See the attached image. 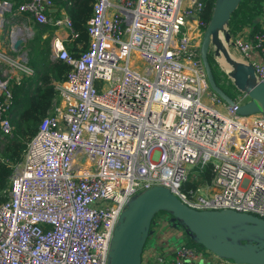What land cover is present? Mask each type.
I'll return each instance as SVG.
<instances>
[{"label": "built area", "instance_id": "2783aa9c", "mask_svg": "<svg viewBox=\"0 0 264 264\" xmlns=\"http://www.w3.org/2000/svg\"><path fill=\"white\" fill-rule=\"evenodd\" d=\"M208 1L93 0L87 42L76 53L65 46L77 33L63 9L48 14L51 0L15 6V15L64 28V38L51 35L49 56L68 69L54 83L57 100L11 165L0 202V264H105L119 212L153 184L195 209L264 217V113L239 114L246 91L229 104L208 85L199 49ZM5 8L0 0V22ZM231 44L254 81L264 82V57L253 56H264V30L250 38L237 32ZM0 55L24 71L3 68L0 75L5 136L13 129L10 80L31 68ZM206 165L208 181L184 186ZM199 256V248L180 241L169 264H198Z\"/></svg>", "mask_w": 264, "mask_h": 264}, {"label": "water", "instance_id": "95a60500", "mask_svg": "<svg viewBox=\"0 0 264 264\" xmlns=\"http://www.w3.org/2000/svg\"><path fill=\"white\" fill-rule=\"evenodd\" d=\"M239 0H214L210 16L200 41V58L209 87L232 104L231 97L213 80L206 54L210 43L215 45L230 64L227 76L233 86L244 90L249 100L239 104L236 111L246 115L261 110L264 113V82L253 79L249 63L233 59L219 39L229 42L226 22ZM3 17H1L2 21ZM16 32H19L17 34ZM21 28L9 30L11 48L20 50L25 40ZM169 214V224L183 226L194 242L219 257L238 263L264 264V217L230 208L195 209L181 202L167 187L153 184L133 193L119 212L108 242L105 264H140L144 242L151 233L149 223L154 213Z\"/></svg>", "mask_w": 264, "mask_h": 264}, {"label": "trees", "instance_id": "16d2710c", "mask_svg": "<svg viewBox=\"0 0 264 264\" xmlns=\"http://www.w3.org/2000/svg\"><path fill=\"white\" fill-rule=\"evenodd\" d=\"M51 1L53 6L56 2L61 3L63 10L71 21L72 29L77 33V36L67 46L70 52L76 53L79 49H83L87 42L86 19L91 13L93 0ZM211 6L212 1L210 0L204 7V17H207L209 12H211ZM20 17L23 19L24 16L20 15ZM13 22H17L13 19V16L9 15L6 17V23L11 24ZM30 23L31 27L36 29V31H47L48 34L43 38L27 40L26 65L31 68V72L21 75L18 81L10 80L12 101L9 108V120L13 129L11 135L0 136V202L7 198L6 190L11 165L20 159L27 140L37 130L39 120L49 110L53 97H56L54 83L62 80L68 69V65L65 62L49 56V37L52 27L38 23L33 19L30 20ZM245 26H249L247 33L249 38L256 32L264 30V0H239L226 22V29L230 38L240 32ZM206 58L214 82L230 96L231 90H236L235 87L231 84L232 88L229 91L224 89L218 82L217 70L211 65L213 61L211 54L207 53ZM201 179L206 181L210 179L209 165H206L201 178L195 181H186L184 186L194 187ZM159 214H163L166 226L172 230L178 229L181 232L185 243L199 249L205 248L200 243L191 240L183 226L178 223L176 225L169 224L171 222L168 219L169 214L163 210H158L151 218L149 223L151 231L157 223L156 218Z\"/></svg>", "mask_w": 264, "mask_h": 264}, {"label": "crops", "instance_id": "0c3cea01", "mask_svg": "<svg viewBox=\"0 0 264 264\" xmlns=\"http://www.w3.org/2000/svg\"><path fill=\"white\" fill-rule=\"evenodd\" d=\"M3 1L8 2V8L3 9L1 14L9 16L11 14L12 15L14 14L13 10H14V7L16 6V4H18L19 2H21L23 0H3ZM62 9H63V7H62L61 3L56 2L54 4V6H51L48 8L47 13L48 14H52V12L59 13L60 10H62ZM5 12H7V14H5ZM23 19H24V21H23ZM23 19H22V21H18L19 24H21V25H19V24H13V25L20 27L22 30L24 29L27 33H30V37L28 39L43 38L46 34H48L47 31L46 32L45 31L38 32V31H36V29H33L31 27V23H30L31 19L29 20L25 17H23ZM49 26L52 27L50 37H49V44H50V40H51V35H53L54 33H59L64 38V34H65L64 28L57 30V29H54V26H52V25H49ZM248 30H249V26H245L242 29L243 34L248 33ZM70 41L71 40H67L65 42L66 48H67ZM9 42H10V38L8 40V43H7L10 47V52H12L13 54H16L17 50H13L11 48V45L9 44ZM24 46L26 47V44H24V42H23L22 47H24ZM1 51H3V50L1 49ZM0 54H3V53L0 52ZM3 55L5 56V54H3ZM258 55L261 58L264 57L257 52L253 53V56H255V57H258ZM168 228L169 227L167 226L165 229H162V226L160 225V229H158V232L155 233L156 235L154 234V235L148 236L149 238L153 239L154 245H153V247H146V248L143 247V249L141 251L140 264H155V262L152 259V255H155L156 258H157V256L162 257L161 264H169V261L172 257L173 249L176 246V244H174V240H172L173 237L174 236L180 237L182 241H184V239L181 236V232L178 229L168 230ZM180 241H178L177 243H179ZM200 251H201V256H199L195 260V262L198 264H227L230 261L227 258L217 256L216 254H214L213 252L209 251L206 248H204V249L200 248Z\"/></svg>", "mask_w": 264, "mask_h": 264}, {"label": "rangeland", "instance_id": "374dc122", "mask_svg": "<svg viewBox=\"0 0 264 264\" xmlns=\"http://www.w3.org/2000/svg\"><path fill=\"white\" fill-rule=\"evenodd\" d=\"M5 14H7V12H5ZM11 16H13V19H15V21H17V22H13L11 24L10 23H6V17L7 16L6 15H2L3 19L0 22V52L3 53V54H5L8 57L14 59V60H18V62L24 61L26 63V56H24V58H22V55H25V52H26V49L27 48L24 46L23 48H21L22 51H20L21 50L20 49V50H17L16 51V54H13L12 52H10V47L7 44L8 43V40H9V30H10V28L12 26L14 27L13 24H19L18 21H22V19L18 15H15V14L12 15L11 14ZM19 25H21V24H19ZM222 34H223V31L222 32H219L218 33V36H219V39L221 40L223 46L228 51L229 55L233 59H237V60L243 61L241 59L240 54L236 50V48H234L232 46V44H231V38L229 39V42H224L223 39H222V36H221ZM19 36H23L25 38L24 44H26L28 38L30 37V33H27L24 29L23 30L21 29V33H20ZM246 36H247V33H246ZM1 49L3 51H1ZM20 52H22V53L20 54ZM207 53H210L211 56H212V58H213V61H212L211 65L217 70V76H218L217 79H218V82L220 83V85L224 89H227L229 91L232 88V86H231L232 82H231V79L227 76V73L226 72H227V70H229L230 64L225 60L226 63L228 64V68H226L224 66V64H223L224 62L222 63L221 60H220V57H218L219 55H221L223 57V55H222V53L219 50L215 51V45L213 43H210L209 44L208 49H207ZM243 62H245V61H243ZM25 63H23V64H25ZM245 63H247V62H245ZM18 66H20L18 63H17V65H11V64H9V62L8 61H5V59L3 58V56L0 55V75L3 74V71H2L3 68L4 69H7L8 70V73H11V74H19L20 75L24 71L21 68H19ZM237 93H239V90L238 89L231 90L230 97H235ZM53 98L56 99V97H53ZM156 219H157V221H156L157 223L153 226V230L151 231V234L150 235H154L156 232H158V229H160V225L162 226V229H165L167 227L165 225V220H163V214H159ZM168 230H172V229L168 228ZM172 240H174V244H177V242L180 241L181 238L180 237H177V236L176 237L174 236ZM153 245H154L153 239L152 238H149V237L146 238V240L144 242V248H146V247H153ZM152 259L155 262V264H161V261L157 260L156 257H155V255H152Z\"/></svg>", "mask_w": 264, "mask_h": 264}, {"label": "bare ground", "instance_id": "6f19581e", "mask_svg": "<svg viewBox=\"0 0 264 264\" xmlns=\"http://www.w3.org/2000/svg\"><path fill=\"white\" fill-rule=\"evenodd\" d=\"M219 32H221V31H219ZM17 34H19V32H16ZM222 36V35H221ZM218 57H220V60H221V62L224 64V66L226 67V68H228V64L226 63V61H225V58L224 57H222L221 55H219ZM224 58V59H223Z\"/></svg>", "mask_w": 264, "mask_h": 264}, {"label": "clouds", "instance_id": "9594fccd", "mask_svg": "<svg viewBox=\"0 0 264 264\" xmlns=\"http://www.w3.org/2000/svg\"><path fill=\"white\" fill-rule=\"evenodd\" d=\"M26 53V52H25Z\"/></svg>", "mask_w": 264, "mask_h": 264}]
</instances>
